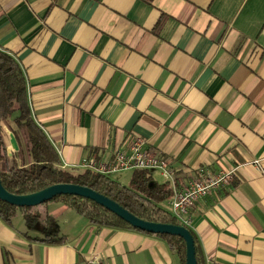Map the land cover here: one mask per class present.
Segmentation results:
<instances>
[{"label":"crops","instance_id":"0c3cea01","mask_svg":"<svg viewBox=\"0 0 264 264\" xmlns=\"http://www.w3.org/2000/svg\"><path fill=\"white\" fill-rule=\"evenodd\" d=\"M0 50L59 167L139 136L178 186L202 166L232 169L188 227L201 264H264V0H0ZM0 264L184 262L155 234L51 201L0 216Z\"/></svg>","mask_w":264,"mask_h":264},{"label":"trees","instance_id":"16d2710c","mask_svg":"<svg viewBox=\"0 0 264 264\" xmlns=\"http://www.w3.org/2000/svg\"><path fill=\"white\" fill-rule=\"evenodd\" d=\"M143 1L149 3L152 0ZM15 112L18 114L14 116ZM10 117L15 124V127L10 129L19 145V150L11 158L6 153L7 146L3 140L5 131L1 123ZM0 180L4 188L14 194L32 193L54 183L79 184L107 196L140 218L181 224L162 205V202L171 196L168 183L155 182L149 170H134L129 184L123 185L111 179L109 175L59 167L55 149L30 115L26 82L21 68L17 60L3 50H0ZM59 200L96 225L141 231L101 205L81 196L57 195L45 203ZM16 209V206L0 200V216L4 221L9 222ZM21 209L26 211L29 207ZM190 231L194 237L197 264H201L197 241L191 229ZM155 235L166 240L185 264V244L181 237L170 234Z\"/></svg>","mask_w":264,"mask_h":264},{"label":"built area","instance_id":"2783aa9c","mask_svg":"<svg viewBox=\"0 0 264 264\" xmlns=\"http://www.w3.org/2000/svg\"><path fill=\"white\" fill-rule=\"evenodd\" d=\"M145 140L136 136L124 148L108 150L101 158L84 159L77 166L80 170H89L103 175L145 169L156 170L169 182L171 196L163 206L183 225L190 226L189 211L201 198L215 194L220 188L228 187L233 181V170L211 171L208 166L197 169L187 183L178 186L175 171L163 156L151 153L144 148Z\"/></svg>","mask_w":264,"mask_h":264},{"label":"water","instance_id":"95a60500","mask_svg":"<svg viewBox=\"0 0 264 264\" xmlns=\"http://www.w3.org/2000/svg\"><path fill=\"white\" fill-rule=\"evenodd\" d=\"M8 136L6 153L12 157L19 150V145L14 133L7 127L3 128ZM57 195L81 196L94 201L109 210L132 227L152 234H170L179 236L185 244V264H197L194 237L188 227L181 224L151 221L140 218L114 200L95 191L94 189L73 183H54L38 191L28 194H14L7 191L0 180V200L16 206L17 208L35 207L51 200Z\"/></svg>","mask_w":264,"mask_h":264},{"label":"rangeland","instance_id":"374dc122","mask_svg":"<svg viewBox=\"0 0 264 264\" xmlns=\"http://www.w3.org/2000/svg\"><path fill=\"white\" fill-rule=\"evenodd\" d=\"M1 123L3 125L5 123V120H3ZM3 140L5 142V146H7L8 143L5 134L3 135ZM109 177L113 180L119 181V183L123 185H128L130 180V171H120L117 173H112L109 175ZM153 178L155 181H158L159 183H163L166 180L163 176H161V174L158 171L153 172Z\"/></svg>","mask_w":264,"mask_h":264}]
</instances>
